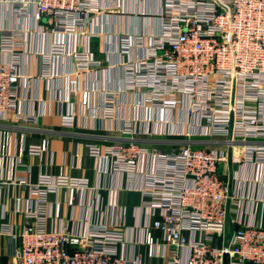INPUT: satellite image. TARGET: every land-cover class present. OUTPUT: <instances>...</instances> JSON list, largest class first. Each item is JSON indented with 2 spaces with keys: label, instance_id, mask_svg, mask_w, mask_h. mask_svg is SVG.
Listing matches in <instances>:
<instances>
[{
  "label": "built area",
  "instance_id": "built-area-1",
  "mask_svg": "<svg viewBox=\"0 0 264 264\" xmlns=\"http://www.w3.org/2000/svg\"><path fill=\"white\" fill-rule=\"evenodd\" d=\"M30 2L41 23L37 29H0V122L13 117L37 122L22 113L19 96L20 56L29 35L52 37L49 53L38 52L46 77H59L52 65L60 57L71 59L78 73L88 72L100 65L83 35L90 34L91 16L114 10L101 0ZM25 4L16 9L21 17ZM162 5L158 35H118V55L128 56L120 66L127 90L137 96L136 115L124 121L117 145L89 146L100 174L107 173L104 163L111 158L117 171L142 179L147 215L138 228L142 234L129 239L113 223L97 224L87 234L48 230L49 196L66 189L69 205L83 207L91 187L84 178L42 175L31 185L35 206L24 212L38 222L18 234L2 229L16 245L12 264H264V227L239 222L231 227L232 195L220 171L228 155L211 148L264 140V0H162ZM134 50L146 54L130 57ZM104 100L112 116L116 94L105 92ZM62 124L75 128L76 115H62ZM153 138L162 143L149 148L141 143H154ZM45 151L46 142L29 148L31 155ZM241 158L264 166V144H249ZM110 205L114 216L116 202ZM157 211L160 216L152 220ZM61 215L57 203L54 217Z\"/></svg>",
  "mask_w": 264,
  "mask_h": 264
},
{
  "label": "crops",
  "instance_id": "crops-1",
  "mask_svg": "<svg viewBox=\"0 0 264 264\" xmlns=\"http://www.w3.org/2000/svg\"><path fill=\"white\" fill-rule=\"evenodd\" d=\"M25 1L22 8L25 15L21 17L16 9ZM30 1L0 0V29H37L41 23L34 18L35 9ZM101 1L114 7V10L104 17L91 16L90 34L82 38V43L92 49L100 66L78 73L71 59L60 57L52 65L53 73L59 77L50 79L43 75L45 58L38 52L49 53L52 37L43 39L37 33L31 34L25 50L21 52V110L24 115L34 116L37 122L30 125L14 117L0 122V264H12L16 249L15 243L2 229L8 228L18 234L24 226L38 222L37 218L24 212L28 207L35 206L31 185L36 184L42 175L84 178L91 187L85 193L83 207L69 205L66 189L49 196L51 218L47 221V228L50 231L87 234L97 224L113 223L134 240L142 234L139 226L147 222V215L142 210V179H131L126 173L117 171L115 160L111 158L104 163L107 173L100 174L99 162L91 156L89 146L117 145L123 138L120 129L124 121L136 115L134 104L137 96L127 90L124 69L120 65L128 56L118 55V35L146 33L151 38L158 35L161 31L158 15L163 9L162 0ZM94 24L98 26L100 35L93 28ZM93 29L95 34H91ZM137 54L141 56L146 52L139 50L137 53L134 50L130 57ZM65 73L69 74L68 79L64 77ZM102 91L116 94L112 116L106 114L110 106L104 100L105 92ZM71 113L76 115L77 125L65 128L62 115ZM152 141L156 144L149 141L141 143L148 148L162 143L161 139L153 138ZM44 142L47 143V151L38 155L29 153L30 146H40ZM249 144L261 145L264 140L233 146L220 143L211 147L226 151L228 155L220 171L232 195L229 219L234 229L238 222L264 227V166L241 161V154ZM111 202H116L118 209L114 216ZM57 203L62 204L60 219L54 217ZM159 216L157 211L152 220ZM155 235L163 238L159 232ZM142 252L145 251L142 249ZM146 261L151 262L149 259Z\"/></svg>",
  "mask_w": 264,
  "mask_h": 264
}]
</instances>
